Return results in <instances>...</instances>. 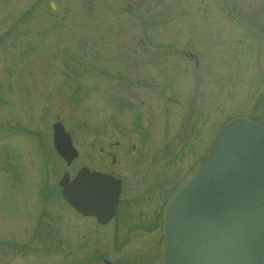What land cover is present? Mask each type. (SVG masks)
I'll use <instances>...</instances> for the list:
<instances>
[{"label": "rangeland", "instance_id": "374dc122", "mask_svg": "<svg viewBox=\"0 0 264 264\" xmlns=\"http://www.w3.org/2000/svg\"><path fill=\"white\" fill-rule=\"evenodd\" d=\"M263 1L0 0V264H159L173 196L264 113ZM84 167L122 181L109 224L60 194Z\"/></svg>", "mask_w": 264, "mask_h": 264}, {"label": "water", "instance_id": "95a60500", "mask_svg": "<svg viewBox=\"0 0 264 264\" xmlns=\"http://www.w3.org/2000/svg\"><path fill=\"white\" fill-rule=\"evenodd\" d=\"M53 144L67 163L78 155L61 123L53 125ZM59 186L79 213L101 224L115 215L119 179L84 167ZM164 240L161 264H264V120L237 119L222 128L171 201Z\"/></svg>", "mask_w": 264, "mask_h": 264}, {"label": "flooded vegetation", "instance_id": "af4514ba", "mask_svg": "<svg viewBox=\"0 0 264 264\" xmlns=\"http://www.w3.org/2000/svg\"><path fill=\"white\" fill-rule=\"evenodd\" d=\"M263 4H264V1H263ZM262 16H263V19H264V14H262ZM263 23H264V20H263ZM246 29H247V32H248L247 34H248V36H249V14H248V17H247V26H246ZM262 30H263L262 33H264V27H263ZM263 103H264V96H263ZM263 107H264V106H263ZM252 120H255V121L264 120V113H263V115H262L261 118H259V119H252ZM118 210H119V203H118L117 206H116V214H115V217H116L117 213L119 212ZM115 217H114L113 219H115ZM92 218H94V220L97 221L95 217H92ZM113 219H112V220H113ZM112 220H111V221H112ZM111 221H110V222H111ZM110 222H109V223H110ZM97 223H98V222H97ZM109 223H108V224H109ZM159 223H160V221H159ZM159 223H158V225H159ZM98 224H99V223H98ZM164 224H165V220H164Z\"/></svg>", "mask_w": 264, "mask_h": 264}]
</instances>
